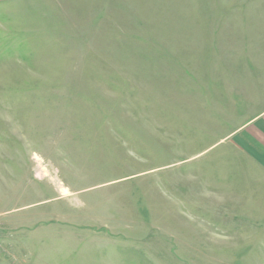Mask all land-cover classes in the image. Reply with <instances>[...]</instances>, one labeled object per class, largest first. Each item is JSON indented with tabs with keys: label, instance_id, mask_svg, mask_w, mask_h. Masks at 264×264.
I'll return each instance as SVG.
<instances>
[{
	"label": "rangeland",
	"instance_id": "1",
	"mask_svg": "<svg viewBox=\"0 0 264 264\" xmlns=\"http://www.w3.org/2000/svg\"><path fill=\"white\" fill-rule=\"evenodd\" d=\"M0 264H264V0H0Z\"/></svg>",
	"mask_w": 264,
	"mask_h": 264
}]
</instances>
